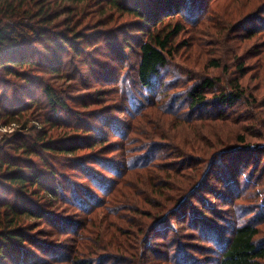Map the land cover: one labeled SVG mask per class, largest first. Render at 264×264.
Instances as JSON below:
<instances>
[{
	"label": "trees",
	"instance_id": "obj_1",
	"mask_svg": "<svg viewBox=\"0 0 264 264\" xmlns=\"http://www.w3.org/2000/svg\"><path fill=\"white\" fill-rule=\"evenodd\" d=\"M187 3V0H0V130L12 129L11 133L0 136V264H48L40 255L53 262L104 264L83 257L80 246L76 245L73 251L70 249L68 255L66 246L61 248L58 242H47L37 236L38 228L44 223L56 229L61 227L58 231L66 229L59 225L61 220L56 214L47 213L45 208L49 205L54 209L60 201L59 191L71 189L70 179L64 177L60 170L78 171L82 164L87 163L85 156L79 153L104 142L88 120H81V126L77 124L80 126L78 130L82 131L79 135L65 134L60 138L50 134L54 121L62 119L64 114L69 117L72 111L62 87L70 82L79 84L81 69L87 68L91 76L100 79L101 76L94 73L96 61L93 60L92 66L90 59L98 54L95 45L98 46L102 40L106 42L111 33L110 30L99 33L96 29L101 25L107 27L102 17L107 9H112L123 17H135L137 31L143 33L140 36L146 33L147 40L137 44L139 63L136 77L141 87L153 89L155 80L169 65L173 40L183 31L181 25L173 30L157 29V25H161L165 18L187 15ZM252 21L259 20L252 18L247 23ZM260 32L259 28L248 30L246 34L249 36L244 40H253ZM125 45L113 54V61L119 62L117 59L125 57L124 51L130 48L128 42ZM230 45L237 65L233 69L221 59L207 61L210 68L228 76L227 82L217 77H202L189 89L188 106L184 108L189 115L180 117L173 115L176 114L174 108L167 112L152 105L139 109L138 114L131 117L136 127L131 125L130 145L150 144L157 139L169 141L170 149L174 151L165 165L152 168L158 167L159 173L168 172L172 187L164 184L163 179L156 181L160 176L149 175L153 171L145 175L144 189L148 199L152 195L157 197L151 199H165L164 202L160 199V204H163L156 208L157 216H160L153 225L155 233L167 224L169 218L182 217L190 200L209 193L212 183L221 185L225 193L234 192L237 199L242 197L238 183L244 178L245 160L247 163L252 161L250 155L255 148L248 143V136L242 134L241 124L262 122L260 115L256 116L254 112L246 118L240 104H249L255 110L264 106H260L256 98L252 99L254 96L244 83L250 77L252 66H246L238 44L233 42ZM252 59L259 61L255 64V77L263 82L264 50L257 52ZM61 82L63 84L59 85ZM210 91L217 92L212 101L208 97ZM200 112V119H194ZM161 114L163 117L169 114L171 119L169 116L163 118V123L156 125L157 128L148 124L155 123L152 118ZM210 123L217 124L222 130L228 128L230 132L226 136L215 131H200L196 135V131L206 129ZM134 136L143 140L138 137L135 140ZM90 138L92 144L88 142ZM120 150L128 151L127 144L123 143ZM61 156L67 160H60L58 157ZM261 166L264 164H259L257 170ZM138 173L145 174V169L133 171L131 178L136 182V176H141ZM165 190L172 191V194H165ZM115 193L118 194L117 191ZM259 197L264 201V193ZM110 203L114 205L119 201L114 198ZM107 210L109 213L111 209L107 206ZM183 218L177 221L183 224L186 221ZM56 234L44 232L43 235L54 237ZM259 234L255 223H242L234 228L230 237L221 243L219 264H258L264 261V242L258 240ZM206 235L209 234L204 233L203 237ZM83 239L87 241V238ZM100 249L98 247L96 251Z\"/></svg>",
	"mask_w": 264,
	"mask_h": 264
},
{
	"label": "rangeland",
	"instance_id": "obj_2",
	"mask_svg": "<svg viewBox=\"0 0 264 264\" xmlns=\"http://www.w3.org/2000/svg\"><path fill=\"white\" fill-rule=\"evenodd\" d=\"M187 2V15L176 19L165 18L161 25H157V29L162 30H173L177 25H181L183 31L173 40L169 65L155 80L153 89L141 87L136 77L139 63L137 44L141 40H147L146 33L140 36L143 33L137 31L139 29L135 25V17H123L121 14H115L112 9H107L106 15L102 17L107 27L101 25L96 29L99 33L106 30L111 33L106 42L102 40L98 46L95 45V52L98 54L92 55L90 59L92 66L93 60L96 61L94 73L101 76L100 79L91 76L87 68L81 69L83 73L79 84L70 82L62 87L72 111L69 117L64 114L62 119L54 121L50 134L60 138L65 134L79 135L82 133L78 130L81 120H88L96 127V131H99L98 138L104 140L102 144L98 143L96 148L79 153L85 156L87 163L78 167V171L60 170L64 177L70 179L71 189L59 191L60 201H57L54 209L45 205L47 213H55L57 219L61 220L59 225L66 229L58 231L61 227L56 229L44 223L37 230V236L42 240L58 242L61 248L66 246L65 252L68 255L70 249L73 251L77 245L81 247L83 257L104 264H219L221 243L230 237L234 228L247 222L256 224L260 230L258 240L264 242V201L259 197L260 193H264V167L261 166L257 170L259 164H264V108L255 110L249 104H240L245 111V117L249 118L253 112L256 116L259 114L262 124L254 121L241 124L242 134L248 136V143L255 148L252 150L254 153L250 155L252 161L247 163V159L245 160V167L242 169V172H245L244 178L238 183L242 197L237 199L234 192L225 193L221 185L212 183L209 193L190 200L188 206L183 209L186 212L182 217L169 218L167 224L162 225L158 232H154L155 219L160 216H157L156 208L165 199H151L157 197L155 195L148 199L144 189L145 175L153 171L149 175L160 176L156 181L163 179L164 184L172 187L169 173H159L158 167L165 165L174 151L170 149L172 145L169 141L157 139L150 144L140 142L130 145L131 125L136 127V122L131 118L133 114L136 116L139 109L154 105L156 108H164L167 112L174 108L176 114L173 115H189L184 111L188 106L189 89L202 77H217L222 82H227L228 76L210 68L207 61L213 58L221 59L228 67L233 66L234 69L237 62L230 45L233 42L240 46L238 50L240 54H244L246 66H252L250 77H247L244 83L253 94L252 99L256 98L260 106H264V81L261 82L255 77V64L259 61L252 59L257 52L264 50V0ZM251 12L255 13L251 15ZM252 18L259 21L247 23ZM246 23L248 25L245 26ZM253 28H259L261 32L253 40H244L249 36L246 31ZM125 42L130 46L124 51L125 57L117 59L119 62L113 61L111 57L126 46ZM98 65L100 67H96ZM61 84L63 83H59ZM215 93L217 92L208 93L210 101L215 98ZM248 111L249 114L246 113ZM196 115L194 119L198 120L202 113ZM168 116L171 119V115ZM168 116L158 115L152 118L155 123L152 121L148 124L157 128L156 125L161 126L163 118ZM124 125L129 126L122 127ZM200 131H215L226 136L230 129L222 130L217 124L210 123L206 129L200 128L196 131V135H199ZM6 132L11 133L12 129L0 130L1 138ZM137 137L134 136L135 140ZM88 142H91V138ZM123 143L127 144L128 148L125 153L120 150ZM136 147L137 149L131 150ZM136 150L140 151L137 153ZM58 158L67 160L62 156ZM142 169H145V174L138 173L137 175L141 176H136V182L135 178H131L132 173ZM164 193L169 195L172 191L165 190ZM114 198H117L119 203L110 205ZM107 206L111 209L109 213L108 210L105 211ZM180 218L186 220L185 223H179L177 220ZM68 231L71 233L67 234ZM44 232L57 234L47 237L43 235ZM204 233L209 234L206 235L208 238L203 237ZM83 238H87V241ZM98 247L101 249L97 252ZM36 253L41 254L39 251ZM40 256L43 262L68 264L53 262L45 255ZM258 264H264V261Z\"/></svg>",
	"mask_w": 264,
	"mask_h": 264
}]
</instances>
